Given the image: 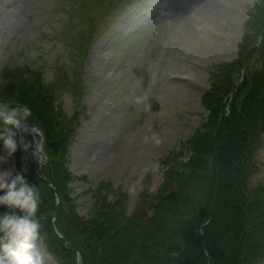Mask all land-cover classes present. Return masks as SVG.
<instances>
[{
    "label": "trees",
    "instance_id": "trees-1",
    "mask_svg": "<svg viewBox=\"0 0 264 264\" xmlns=\"http://www.w3.org/2000/svg\"><path fill=\"white\" fill-rule=\"evenodd\" d=\"M65 1L69 18L60 35L73 56V77L58 68L56 81L47 83L45 66L33 65L15 76L9 70L0 87V101L31 108L29 126L44 139L49 161L41 170L24 167L20 145L14 157L15 172L37 190L46 253L58 264H264V184L251 185L264 147V0L249 11L238 59L212 72L203 128L161 161L168 168L156 194H141L129 213L126 194L109 201L101 184L87 216L78 213L67 166L82 111L67 117L55 94L69 87L81 104V74L93 42L136 0ZM244 58V79L236 86ZM184 149L191 152L187 163L179 162ZM0 154H6L2 144ZM13 212L0 207V216Z\"/></svg>",
    "mask_w": 264,
    "mask_h": 264
},
{
    "label": "rangeland",
    "instance_id": "rangeland-1",
    "mask_svg": "<svg viewBox=\"0 0 264 264\" xmlns=\"http://www.w3.org/2000/svg\"><path fill=\"white\" fill-rule=\"evenodd\" d=\"M258 1L141 0L93 43L83 72L84 113L68 164L80 216L91 211L101 184L110 201L119 191L126 194L129 213L142 193L157 191L165 171L159 160L205 121L202 96L210 71L236 58L247 13ZM61 2L0 0L1 88L9 70L15 76L33 65L47 67V81L60 65L71 75L72 55L59 35L68 19ZM56 101L67 116L74 114L69 91L57 94ZM38 136H28L27 165H45L36 149L42 146ZM188 157L184 151L179 161ZM257 167L253 186L264 183V147ZM5 169L15 171L13 156L0 155V170ZM37 248L41 264H56L40 240Z\"/></svg>",
    "mask_w": 264,
    "mask_h": 264
},
{
    "label": "clouds",
    "instance_id": "clouds-1",
    "mask_svg": "<svg viewBox=\"0 0 264 264\" xmlns=\"http://www.w3.org/2000/svg\"><path fill=\"white\" fill-rule=\"evenodd\" d=\"M32 110L28 105L15 101H0V144L7 157L19 149L18 133L29 131ZM32 131H35L32 129ZM31 147L25 145V150ZM38 194L23 174L0 170V207L18 212L0 216V264H41L37 248L40 239V223L36 219Z\"/></svg>",
    "mask_w": 264,
    "mask_h": 264
},
{
    "label": "bare ground",
    "instance_id": "bare-ground-1",
    "mask_svg": "<svg viewBox=\"0 0 264 264\" xmlns=\"http://www.w3.org/2000/svg\"><path fill=\"white\" fill-rule=\"evenodd\" d=\"M33 134H35V132L32 131V130H29L28 132H23V131H22V135H23V138H24V139H23V144H24V145H26V140H27L28 136H29V135H33ZM36 149H37V153H38V154H41V152H42V147H41L40 145L37 144V145H36ZM29 156L32 157V155H30V154H29Z\"/></svg>",
    "mask_w": 264,
    "mask_h": 264
},
{
    "label": "water",
    "instance_id": "water-1",
    "mask_svg": "<svg viewBox=\"0 0 264 264\" xmlns=\"http://www.w3.org/2000/svg\"><path fill=\"white\" fill-rule=\"evenodd\" d=\"M55 216H56V213H55Z\"/></svg>",
    "mask_w": 264,
    "mask_h": 264
}]
</instances>
